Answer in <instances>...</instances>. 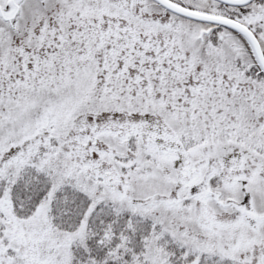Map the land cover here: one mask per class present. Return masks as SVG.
Here are the masks:
<instances>
[{
    "label": "snow or ice",
    "instance_id": "1",
    "mask_svg": "<svg viewBox=\"0 0 264 264\" xmlns=\"http://www.w3.org/2000/svg\"><path fill=\"white\" fill-rule=\"evenodd\" d=\"M0 264H264V0H0Z\"/></svg>",
    "mask_w": 264,
    "mask_h": 264
}]
</instances>
